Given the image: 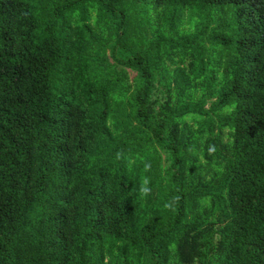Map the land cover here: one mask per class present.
I'll return each instance as SVG.
<instances>
[{
	"label": "trees",
	"instance_id": "1",
	"mask_svg": "<svg viewBox=\"0 0 264 264\" xmlns=\"http://www.w3.org/2000/svg\"><path fill=\"white\" fill-rule=\"evenodd\" d=\"M0 264H264V0H0Z\"/></svg>",
	"mask_w": 264,
	"mask_h": 264
},
{
	"label": "clouds",
	"instance_id": "2",
	"mask_svg": "<svg viewBox=\"0 0 264 264\" xmlns=\"http://www.w3.org/2000/svg\"><path fill=\"white\" fill-rule=\"evenodd\" d=\"M148 191H149V189H147L146 187H143V186H142V188H141V192H142L143 194H147ZM165 207H168V205L166 204Z\"/></svg>",
	"mask_w": 264,
	"mask_h": 264
},
{
	"label": "rangeland",
	"instance_id": "3",
	"mask_svg": "<svg viewBox=\"0 0 264 264\" xmlns=\"http://www.w3.org/2000/svg\"><path fill=\"white\" fill-rule=\"evenodd\" d=\"M184 27L187 29V28L190 27V25H188V24L185 23Z\"/></svg>",
	"mask_w": 264,
	"mask_h": 264
}]
</instances>
